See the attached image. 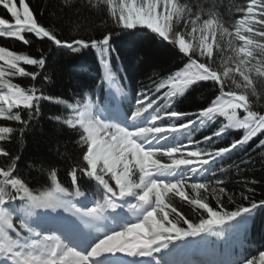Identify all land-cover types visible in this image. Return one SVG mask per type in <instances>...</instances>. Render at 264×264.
I'll return each instance as SVG.
<instances>
[{"label": "snow or ice", "instance_id": "6c2138e0", "mask_svg": "<svg viewBox=\"0 0 264 264\" xmlns=\"http://www.w3.org/2000/svg\"><path fill=\"white\" fill-rule=\"evenodd\" d=\"M65 2L71 4L72 0ZM87 3L97 11L106 10L115 27L99 37L64 38L57 29L40 22L25 0H0V7L14 21L0 18V37L15 38L24 45L33 44L34 39L50 42V49L54 46L74 53L94 49L104 69L96 88L106 83L110 90L104 107H100L87 94L69 102L46 94L35 84L22 87L12 78L46 79L42 72L46 71L48 57L41 54L34 58L0 47V120L18 122L23 134L40 114L41 102H55L68 113L62 123L78 130L77 144L83 149L79 162L67 173L75 191L61 186L51 166V187L36 190L17 170L20 156L0 146V157L6 158L0 164V264H136L121 259V255L149 258L148 264H172L165 257L179 243L190 242L189 238L203 239L215 228L246 229L254 210L264 208V199L256 202L242 192L240 196L249 206L237 204L235 210H228L224 197L229 203H235V197L221 186L225 181L200 178L216 176V163L248 145L258 134L264 135V108L255 107L264 102V92L258 91L254 79L264 78V43L257 39H264V0H249L246 7H239L241 15L231 25L214 6L206 10L188 0ZM140 29L150 30L151 39L178 49L186 62L181 70L159 83L154 81L151 94H134L135 103L122 112L118 98L127 97V93L109 63L115 51L112 41L122 33L134 36ZM225 38L232 55L217 64L214 53L224 50ZM22 64L42 71H26ZM206 84L218 92L213 93L215 98L210 103L196 112L178 107L186 92ZM22 111H26L27 119ZM213 126L211 135L195 138ZM233 130H242V134L227 146H215ZM14 131L13 127L0 126V142L10 140ZM257 148L264 149V139L259 140ZM162 158L166 160L162 162ZM225 171L219 168V172ZM84 178L94 182L87 187L101 200L81 211L72 198L88 199L80 187ZM252 191L247 188L248 193ZM202 193L212 196L215 207ZM175 197L193 206L197 218L182 214L174 205ZM70 208L81 215L85 225L110 218L117 227L93 234L79 224L48 215ZM126 213L134 219L128 220ZM67 224L71 226L66 230ZM259 261L264 264V253ZM235 264L255 261L242 258Z\"/></svg>", "mask_w": 264, "mask_h": 264}, {"label": "trees", "instance_id": "16d2710c", "mask_svg": "<svg viewBox=\"0 0 264 264\" xmlns=\"http://www.w3.org/2000/svg\"><path fill=\"white\" fill-rule=\"evenodd\" d=\"M25 2L29 3L40 22L57 29L58 34L64 38L99 37L115 27L106 10L92 9L87 0H72L71 4L66 3L65 0H25ZM188 2L193 5L199 4L206 10L214 6L223 13L222 18L226 24L231 25L235 18L241 15L237 9L246 7L249 0H188ZM5 13L6 10L0 7V18H7L10 22H14L10 14ZM25 35L31 37V34ZM152 35L150 31L140 29L134 36L122 33L120 36L113 37L112 48L115 51L112 54L119 60L121 70L115 77L127 93V97L119 98L125 100L127 108L128 105L134 104V94L138 96L141 91L149 92V89L155 86L154 81L159 83L173 72L181 70L186 62V58H182L183 54H178V49H173L171 45H166V42L162 43L158 39H151ZM257 39L264 43V39ZM49 45L50 42L35 39L33 44L24 45L12 37H0V47L34 58L41 54L48 57L46 71L42 72L46 79L37 77L36 81H31L30 77L16 76L12 78L14 83L22 87L35 84L46 94L69 102L81 99L84 94L94 99L98 97L102 99L109 93L106 83L102 88H96L104 75V69L94 49H83L74 53L69 50H56L54 46L50 49ZM214 54L216 62H219V53ZM0 63L3 62L0 61ZM21 66L26 71H42L32 65L22 64ZM154 73L156 75H153ZM254 79L257 80L258 91L264 92V78L254 76ZM214 92L216 89L210 84L196 88L195 91L186 92L185 96L180 98L178 107L187 112H196L215 98ZM113 94H115L114 90ZM216 94L218 95V92ZM255 107L264 108V102ZM67 114L62 105L55 102H41L40 114L29 122L23 134L19 132L22 126L18 122L0 120V126H10L16 130L12 138L0 142V146L8 150L11 155L20 156L17 170L36 190H47L51 187L50 166L57 171V179L62 187H67L70 191L74 189L67 173L71 166L79 162L83 149L77 144L78 130L71 129L62 123V118ZM22 116L27 119L26 111H22ZM214 127L203 129L201 133L196 134L195 138L202 140L204 134L211 135ZM241 134L242 130H233L227 139L215 146H227L232 139ZM260 139H264V135L258 134L248 145L234 150L229 157L216 163V176L206 174L202 178H206L209 182L216 178L225 181V184L221 186L226 187L227 191L233 193L235 197V203H229L227 197H224V205L228 210H235L237 204L249 206L248 200L241 198L242 192L256 202L264 199V149L257 148ZM5 160L6 158L0 157V164H3ZM221 167L226 171L219 172ZM89 183L94 186V182L84 178L80 184L81 190L101 200L100 195H94L87 187ZM247 188H252L253 191L248 193ZM202 195L208 196L210 206L215 207L216 201L210 194L202 193ZM174 205L182 214L193 219L197 218V211L186 201L175 197ZM211 240L216 247L238 252L244 258L253 259L257 264L259 255L264 253V208L254 210L246 229L242 226L229 228L227 231L216 228L211 234Z\"/></svg>", "mask_w": 264, "mask_h": 264}, {"label": "bare ground", "instance_id": "6f19581e", "mask_svg": "<svg viewBox=\"0 0 264 264\" xmlns=\"http://www.w3.org/2000/svg\"><path fill=\"white\" fill-rule=\"evenodd\" d=\"M112 54V53H111ZM113 56V54H112ZM114 58L115 65L119 67L118 73L120 70V62L117 58ZM87 200H85L84 197H79V204L77 208H80L81 211L84 210L85 206H87ZM108 215L107 213L105 214ZM127 219L132 220L134 217L130 213H126ZM64 220L79 224L81 228L84 229L85 232H91L93 234H97L98 232L106 231L110 228L117 227V225L110 219H102L99 221H90L89 225H85L83 222V218L79 213H76L74 209L70 210L69 214L67 216H62ZM71 224L65 225V229H70ZM190 242H186L183 250L178 251L176 248L173 249L172 253H170L165 259L170 260L172 264H178V259H180L182 264H190L189 261L193 259V254L195 253L194 246L196 244V240L189 239ZM179 243V242H178ZM180 244V243H179ZM203 256H207L206 253H200V258H203ZM181 257V258H180ZM121 259L127 260V261H135L136 263L140 264H148L149 258H141V257H126V256H120ZM159 258V257H158ZM243 258V257H242ZM208 260H206L207 262ZM205 262V263H206ZM151 264H155V261H152ZM207 264H213V263H207Z\"/></svg>", "mask_w": 264, "mask_h": 264}, {"label": "rangeland", "instance_id": "374dc122", "mask_svg": "<svg viewBox=\"0 0 264 264\" xmlns=\"http://www.w3.org/2000/svg\"><path fill=\"white\" fill-rule=\"evenodd\" d=\"M246 6H247V4H246ZM226 40H227V38H225V47H224V50L222 51V52H218L219 53V55H220V59H219V62H218V64L222 61V60H224V59H226L229 55H232V52H231V50L230 49H228L227 47H226ZM99 57V56H98ZM99 59H100V57H99ZM109 63H110V66H111V68H112V70H113V73H114V75L117 77V75H116V72L118 71V69H119V67L118 66H116L115 65V62H114V58H113V56H112V54H111V58H110V60H109ZM78 197H74V199L72 200V203L73 204H75L76 205V207L78 206ZM88 207V206H87ZM88 208H90V207H88ZM70 210H72L71 208L68 210V211H64V210H62V209H60V210H57V211H55V212H49L48 213V215L50 216V217H62L63 215L64 216H67L68 214H69V212H70ZM203 245H204V237H203V239H201V238H197L196 239V244H195V250L198 252H204V253H206V252H208V247H203ZM207 254V253H206ZM123 256V255H122ZM240 259H242V257H240ZM237 261V258L236 257H230L229 259H226L224 262H222V264H235V262ZM259 264H260V261H259Z\"/></svg>", "mask_w": 264, "mask_h": 264}]
</instances>
